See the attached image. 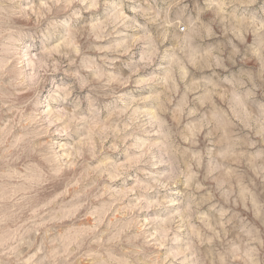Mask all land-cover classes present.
<instances>
[{
	"label": "clouds",
	"instance_id": "9594fccd",
	"mask_svg": "<svg viewBox=\"0 0 264 264\" xmlns=\"http://www.w3.org/2000/svg\"><path fill=\"white\" fill-rule=\"evenodd\" d=\"M0 264H264V0H0Z\"/></svg>",
	"mask_w": 264,
	"mask_h": 264
}]
</instances>
